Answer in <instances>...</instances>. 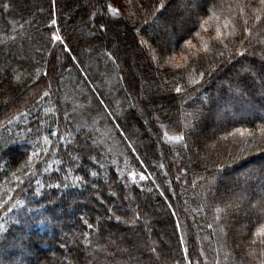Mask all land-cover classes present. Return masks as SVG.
I'll use <instances>...</instances> for the list:
<instances>
[{"label":"trees","instance_id":"1","mask_svg":"<svg viewBox=\"0 0 264 264\" xmlns=\"http://www.w3.org/2000/svg\"><path fill=\"white\" fill-rule=\"evenodd\" d=\"M183 1L0 0V264H264V0Z\"/></svg>","mask_w":264,"mask_h":264},{"label":"rangeland","instance_id":"2","mask_svg":"<svg viewBox=\"0 0 264 264\" xmlns=\"http://www.w3.org/2000/svg\"><path fill=\"white\" fill-rule=\"evenodd\" d=\"M116 4H121V2H122V0H113ZM190 0H187V1H183L182 3H183V5H181V7L180 8H182L183 6H185V7H187V8H192L193 6H191L190 4H188V2H189ZM202 6V3L200 2L199 4H198V7H201ZM112 9H114V8H112ZM162 31V26H160L157 22H155L154 23V26L152 27V32H154V33H160ZM55 39H62V37L60 36V35H55ZM221 84H224V80H218L217 82H216V88H218V86H220ZM224 110H226L225 111V113H228L227 115H230V117H233L234 116V114H229V112H227L229 109L227 108V109H224ZM223 113H224V111H223ZM261 113V112H260ZM211 114H212V116H213V120L215 121V130L218 128V127H216L217 125H219L220 124V122H222V118H224L225 116H224V114L222 115V114H220V115H214L213 114V112L211 111ZM147 129L149 130V128L147 127ZM142 175H144V174H142ZM154 208H155V210L156 211H158V212H162L161 210V207L158 205V204H155V206H154ZM76 212V211H75ZM78 212V211H77ZM163 217V216H162ZM160 239H161V241H163L166 245H168V246H173V244H172V241L167 237V236H162V237H160Z\"/></svg>","mask_w":264,"mask_h":264},{"label":"snow or ice","instance_id":"3","mask_svg":"<svg viewBox=\"0 0 264 264\" xmlns=\"http://www.w3.org/2000/svg\"><path fill=\"white\" fill-rule=\"evenodd\" d=\"M179 90V89H178Z\"/></svg>","mask_w":264,"mask_h":264}]
</instances>
